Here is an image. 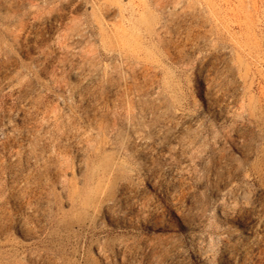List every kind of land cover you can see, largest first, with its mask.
Returning <instances> with one entry per match:
<instances>
[{"label": "rangeland", "instance_id": "374dc122", "mask_svg": "<svg viewBox=\"0 0 264 264\" xmlns=\"http://www.w3.org/2000/svg\"><path fill=\"white\" fill-rule=\"evenodd\" d=\"M0 264H264V0H0Z\"/></svg>", "mask_w": 264, "mask_h": 264}]
</instances>
